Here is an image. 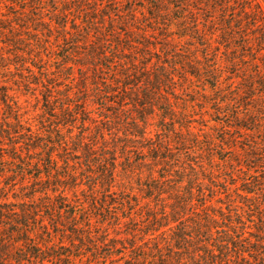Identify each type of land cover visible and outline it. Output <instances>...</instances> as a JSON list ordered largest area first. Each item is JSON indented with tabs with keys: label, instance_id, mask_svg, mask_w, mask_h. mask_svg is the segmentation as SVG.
Segmentation results:
<instances>
[{
	"label": "trees",
	"instance_id": "1",
	"mask_svg": "<svg viewBox=\"0 0 264 264\" xmlns=\"http://www.w3.org/2000/svg\"><path fill=\"white\" fill-rule=\"evenodd\" d=\"M29 1L34 4L26 9ZM127 1V10L116 16L129 26L126 35L136 34L142 42L162 30L169 7L179 11L188 4L145 0L139 3L146 11L140 22L133 16L136 3ZM226 1L206 0L205 14L212 19L217 11L220 37L234 43L224 59L232 76L221 86L223 67L208 53L183 64L186 73L214 92L210 105L212 119L222 127L219 138L199 139L186 125L185 114L177 117L167 98L174 88L169 73L146 77L147 83L138 86L134 57L124 55L121 37L116 39L121 48L115 57L116 65L121 64L116 79L93 76L106 90L99 82L93 89L84 85L59 103L56 119L61 125L80 121L75 134L67 130L64 135L57 127L45 135L31 131L15 103L0 92V264H264V13L257 3L251 10L252 0H238L244 5L228 13ZM45 3L53 14L50 22L60 28L55 38L62 41L68 38L71 8L82 15L90 5L92 11L99 5L98 0H0V34L7 35L0 42L17 46L19 32L30 31L27 15L47 24L42 18ZM177 18L185 20V15ZM188 18L193 33H200L198 14ZM74 23L70 21L71 28L77 27ZM245 26L253 37L244 32L236 42V33ZM37 32L29 34L39 39ZM84 35L83 41L88 33ZM95 43L87 55L94 67L105 57L101 43ZM233 76L239 78L235 85L229 81ZM91 103L108 116L101 113L92 121ZM154 116L157 122L150 123ZM92 124L94 130L87 134ZM227 154L240 175L217 169L214 159L224 162ZM9 192L14 201L7 199ZM122 226V237L110 235L109 229L114 232L115 227L119 234Z\"/></svg>",
	"mask_w": 264,
	"mask_h": 264
},
{
	"label": "rangeland",
	"instance_id": "2",
	"mask_svg": "<svg viewBox=\"0 0 264 264\" xmlns=\"http://www.w3.org/2000/svg\"><path fill=\"white\" fill-rule=\"evenodd\" d=\"M106 1L102 0L100 2L98 0L97 11H92L90 5L89 9H85L82 15L80 13L78 15L71 8V11L68 12V22L65 26V31L68 33L66 41L55 38L58 35L56 30L60 28L54 21L50 22L49 17L53 14L50 11V4L45 3L43 4L44 15L42 18L47 24L41 25L40 22H32V19L28 15L27 19H25V21L28 20L27 25H29V30L32 33L38 31L37 37L39 39L33 36L32 33L29 34V31L24 32V34L23 32H19L22 41L17 46L0 42V92H6L9 99L15 103L22 123L25 126H29L31 131L37 132L40 135H45L55 127L64 135H68L67 130L71 131L72 134L77 133L81 129L79 128L80 121H76L72 126H66L61 125L56 119L60 118L59 103L65 94L69 92L78 94L79 91L84 89V85L89 89H93L95 83L99 82V78H93L94 73L101 75L103 79H109V81L113 79V76L116 79L115 73L121 66V64L119 66L116 65L118 63H115V57L118 56L116 54L118 53L117 50L121 49L120 46L116 45V39L121 37L119 38L122 41L121 45L127 48H124V55L130 54L134 57L133 61L136 65L134 72L141 79L138 86H141L142 83H147L146 77L152 78L153 75H161L163 72L169 73L170 75H167V77L174 82V88L171 90L173 91V96L168 95L167 98L176 111L177 117L179 113L181 115L185 114L186 125L189 126L190 132L193 135L196 134L199 139L203 140L204 136L219 138L222 135V127L217 121L213 120L215 119L213 118L215 112H213V106L210 105L214 92L202 83L203 80L201 78L198 79L197 77L190 76L183 68L184 62H190L196 56L202 60L201 53H208L207 55L209 56L212 54L211 60H217L216 62L223 67L220 80L221 86L225 85L226 79L232 76L227 70L228 67L230 68L229 63L225 62L224 59L226 57L225 54L229 52L230 47L233 48L234 43L226 44L220 37L223 27L216 20L218 12L211 10L214 11L212 19L206 15L205 9L209 6L205 4L206 0H186L188 4L183 6L184 10L181 9L179 11H174L173 8L169 7L170 10L163 16L164 25L162 26V30H155L151 36L149 34L146 35L144 43L136 34H130V37L129 35L127 36L125 31H127L129 26L125 28L122 25L123 16H116L118 11L119 14L126 11L130 2L127 0H115V3L114 0L110 2H108L109 0ZM229 1L225 2L231 6L229 7L230 10L229 8L227 9L228 13L238 11L244 5L243 2H237L238 0ZM252 1L249 4L251 5V10L254 3H257L264 13V0ZM133 3H136V5ZM139 3H145V0H133L131 4L135 5L137 9L133 13L134 20L142 22L144 21L142 16L146 11L140 8ZM33 4L32 1L26 2V9L33 6ZM104 4H106V7H104ZM59 6L61 5L59 4ZM71 6L72 4L69 7ZM102 6L104 10H99ZM179 6L181 7L180 4ZM217 7L219 9V6ZM2 11L6 13V9H2ZM184 11L186 12L184 13ZM26 13L29 14L28 10ZM103 13H106V15H102ZM110 14L109 18L107 15ZM190 14H198V32H200L198 34L192 31L191 19H186ZM178 15H185V20H177ZM8 16L11 15L9 14ZM70 21H74L77 27L71 28ZM88 23L91 25L87 26ZM244 23L245 21L242 22V24ZM48 27L51 31L47 32L46 28ZM247 27H243L241 32L236 33V42L239 40L238 34L243 35L244 32L245 34L248 32V35L253 37V31H249ZM32 28L36 29V31L34 32ZM76 28H79L80 31L78 32ZM142 29L145 30V27H142ZM133 30L137 31L135 28ZM85 32L89 36L87 35V39L85 38L83 41V36L81 35H84ZM6 36L5 34H0L3 41ZM126 36L130 39L126 41L129 45L127 47L125 39H123ZM96 40L101 43V48L105 51V57L100 61L98 60L96 62L98 63L97 66L94 67V65L90 64L91 61L88 60L87 55L92 51V48H90L92 45L95 47L98 45L95 43ZM112 61L114 62V66H110ZM140 62H145L146 65ZM239 67H244L243 63ZM241 73L238 75H241ZM80 79H83L85 83H79ZM238 79V76H233L229 81L233 83L232 85H235ZM70 82L72 83L68 84ZM98 85L102 91L106 90L101 82ZM67 89L68 91H66ZM47 91L51 95L48 105L43 100L44 94L48 93ZM88 107L90 111L89 118L93 117L92 121L97 120L96 116L98 114L105 113L100 105L94 104L92 106L91 103ZM104 115L108 116L107 112ZM154 117L150 123L157 122V116ZM93 125L88 127L87 134L88 132L92 134L94 130ZM150 129L154 130V126L150 127ZM106 137H109V135ZM196 155L200 156V154ZM229 155L227 154V156ZM231 157L232 155L226 157L227 160L224 162L218 159H214V161L218 164L217 169L222 170V172L225 170L229 172L233 171V174L237 175L239 173L237 170L238 166L230 160ZM15 190V194L19 196L17 188ZM7 199L14 201L11 192L8 193ZM15 199L18 200L19 198ZM213 202L216 203L215 201ZM215 205L217 207L222 204L217 203ZM224 207L222 205L221 208ZM115 229L114 227V232L112 229H109L111 236L118 235L117 238H119L124 235L122 232L124 226L118 230L119 234H116L117 231ZM73 264L83 263L76 260Z\"/></svg>",
	"mask_w": 264,
	"mask_h": 264
}]
</instances>
